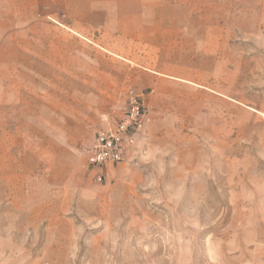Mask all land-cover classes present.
Here are the masks:
<instances>
[{"label": "rangeland", "instance_id": "obj_1", "mask_svg": "<svg viewBox=\"0 0 264 264\" xmlns=\"http://www.w3.org/2000/svg\"><path fill=\"white\" fill-rule=\"evenodd\" d=\"M162 4L167 53L210 86L106 50L76 0H0V264H264V0ZM130 92L145 150L96 182L99 115Z\"/></svg>", "mask_w": 264, "mask_h": 264}, {"label": "crops", "instance_id": "obj_2", "mask_svg": "<svg viewBox=\"0 0 264 264\" xmlns=\"http://www.w3.org/2000/svg\"><path fill=\"white\" fill-rule=\"evenodd\" d=\"M158 12L159 15L153 14ZM75 13L77 18L82 17L85 22H90L92 35L96 36L98 41L102 39V44L107 46L106 50L113 54L127 56V54L135 53V49H138L141 53L153 56L152 59L150 58L148 65H142V68L148 74L150 73L151 77L167 71L171 75L170 77L194 86L207 87L211 85L209 82L197 80L192 75L184 76L182 74L183 68H185L182 66L183 58L169 56V53H167L166 48L169 44L165 42L163 31L158 25L159 22L164 21L162 0H137L134 5H128L123 0H76ZM180 23L179 18L177 25H180ZM149 24H152V26H149ZM194 33L193 36L196 39L207 38L212 40L215 38L217 40L221 38L217 34L213 37V33L210 31L204 32L201 36L196 32ZM83 34L85 33L83 32ZM173 35L175 49L184 47L183 38L187 34L177 30L173 32ZM218 45H220L218 42L213 41L207 42V44L198 41L193 43L196 49H203L206 46L213 48L218 47ZM209 53H212V51H209ZM165 58L166 61L162 64L161 60ZM124 60L133 62V59L129 57H124ZM190 69L201 70L203 68L194 66ZM142 100L146 110L145 117H147L149 109L144 98ZM111 114L103 112L99 115L100 126L97 131L105 125V119ZM148 136L149 134H146L144 127H142L136 135L135 142L137 144L127 150L123 161L107 168L106 178L111 172L128 166L130 160L138 152L142 153L145 150L144 143Z\"/></svg>", "mask_w": 264, "mask_h": 264}, {"label": "built area", "instance_id": "obj_3", "mask_svg": "<svg viewBox=\"0 0 264 264\" xmlns=\"http://www.w3.org/2000/svg\"><path fill=\"white\" fill-rule=\"evenodd\" d=\"M146 115L140 95L127 94L124 106L116 116H108L99 129L86 156V169L96 182H104L107 168L123 161L127 150L135 144Z\"/></svg>", "mask_w": 264, "mask_h": 264}]
</instances>
